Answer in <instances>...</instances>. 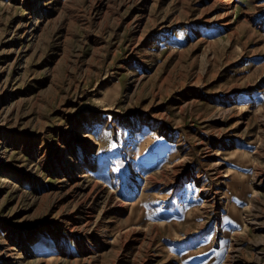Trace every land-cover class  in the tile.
Segmentation results:
<instances>
[{
    "label": "rangeland",
    "instance_id": "rangeland-1",
    "mask_svg": "<svg viewBox=\"0 0 264 264\" xmlns=\"http://www.w3.org/2000/svg\"><path fill=\"white\" fill-rule=\"evenodd\" d=\"M0 264H264V0H0Z\"/></svg>",
    "mask_w": 264,
    "mask_h": 264
},
{
    "label": "bare ground",
    "instance_id": "bare-ground-1",
    "mask_svg": "<svg viewBox=\"0 0 264 264\" xmlns=\"http://www.w3.org/2000/svg\"><path fill=\"white\" fill-rule=\"evenodd\" d=\"M227 2L229 3V4H231L232 2H233V0H227ZM226 14V13H225ZM227 14H228V12H227ZM259 175V174H258ZM260 176V175H259ZM260 180V179H259ZM261 181V182H260ZM259 182V185H262V182H263V180H260ZM220 194H221V192H220ZM219 196V195H218ZM213 200H214V197H213ZM125 207V206H124ZM100 220V219H99ZM260 256V255H259ZM234 257V256H233Z\"/></svg>",
    "mask_w": 264,
    "mask_h": 264
}]
</instances>
